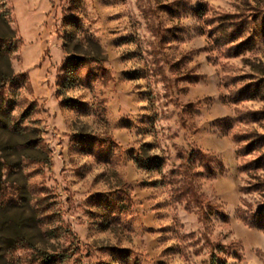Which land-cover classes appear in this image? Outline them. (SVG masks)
<instances>
[{"label": "rangeland", "instance_id": "obj_1", "mask_svg": "<svg viewBox=\"0 0 264 264\" xmlns=\"http://www.w3.org/2000/svg\"><path fill=\"white\" fill-rule=\"evenodd\" d=\"M263 163L264 0H0V264H264Z\"/></svg>", "mask_w": 264, "mask_h": 264}, {"label": "trees", "instance_id": "obj_2", "mask_svg": "<svg viewBox=\"0 0 264 264\" xmlns=\"http://www.w3.org/2000/svg\"><path fill=\"white\" fill-rule=\"evenodd\" d=\"M228 43H235L237 41V39L239 38L238 36H236L235 34H230L228 35ZM224 38V39H227ZM64 49L65 52L68 53V48L66 45H64ZM80 58H76L75 61L79 62ZM74 67V65H73ZM240 101H244L242 100L241 96L240 98H235L231 103L233 104H237ZM259 112H252L249 113V118H254L257 116ZM246 120V118H242L239 117L237 118L236 122L237 123H242ZM252 122H255L256 120H251ZM231 124L230 122L226 123L224 125L223 130V135L227 134V131H229L231 129ZM233 140L236 144H240L242 142H246L248 141V143L246 144V146L243 148V151L240 150L239 153H242V155H249L251 152L255 151L258 147H259V142L257 140V138H248V136L245 135H237L235 134L233 136ZM148 147V145H143L141 147V152L144 154L145 153V149ZM145 157V156H144ZM180 164L179 167L177 169V171H173L171 172L172 174H178V175H183L186 178L188 177V173L191 170L194 169H201L202 172H197V174L202 175L205 174L206 177H213L215 175L214 169L212 167V163L214 161H216L212 156L210 155H206L204 153H202L201 151H195V152H191L189 153V155L184 158V157H180ZM216 163V162H215ZM134 164L137 166V168L143 170V171H147V172H157V174H161L162 171V163L158 162L157 160H155V158H142V154L138 155V157L135 159ZM250 165H245L242 166L241 171L243 172H248L250 171ZM262 168H264V163L263 164H257L255 166L254 169L257 170H263ZM258 225L260 227H264V216H259L258 218Z\"/></svg>", "mask_w": 264, "mask_h": 264}]
</instances>
